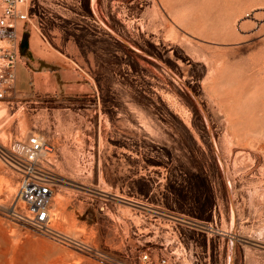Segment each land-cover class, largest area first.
I'll return each mask as SVG.
<instances>
[{
  "label": "rangeland",
  "instance_id": "obj_1",
  "mask_svg": "<svg viewBox=\"0 0 264 264\" xmlns=\"http://www.w3.org/2000/svg\"><path fill=\"white\" fill-rule=\"evenodd\" d=\"M34 13L0 151L29 134L53 146L51 221L8 216L22 204L0 155V264H264V0H37Z\"/></svg>",
  "mask_w": 264,
  "mask_h": 264
},
{
  "label": "built area",
  "instance_id": "obj_2",
  "mask_svg": "<svg viewBox=\"0 0 264 264\" xmlns=\"http://www.w3.org/2000/svg\"><path fill=\"white\" fill-rule=\"evenodd\" d=\"M37 0H0V100L12 92L15 85V68L19 59L21 36L29 29ZM53 146L38 134H29L14 140L8 150L0 151L5 163L16 173L15 198L22 208L12 209L8 216L34 229H48L51 221L50 203L55 188L49 155ZM157 218L175 219L187 230L207 235L209 226L198 220L147 210ZM144 259L147 256L144 255ZM162 259L160 264H165Z\"/></svg>",
  "mask_w": 264,
  "mask_h": 264
},
{
  "label": "crops",
  "instance_id": "obj_3",
  "mask_svg": "<svg viewBox=\"0 0 264 264\" xmlns=\"http://www.w3.org/2000/svg\"><path fill=\"white\" fill-rule=\"evenodd\" d=\"M16 66H17V64H16ZM20 69H21L20 67H18V69L15 68V82H16V71H19ZM14 87H15V85H14Z\"/></svg>",
  "mask_w": 264,
  "mask_h": 264
},
{
  "label": "water",
  "instance_id": "obj_4",
  "mask_svg": "<svg viewBox=\"0 0 264 264\" xmlns=\"http://www.w3.org/2000/svg\"><path fill=\"white\" fill-rule=\"evenodd\" d=\"M20 47L22 48V47H23V45L21 44V45H20Z\"/></svg>",
  "mask_w": 264,
  "mask_h": 264
}]
</instances>
